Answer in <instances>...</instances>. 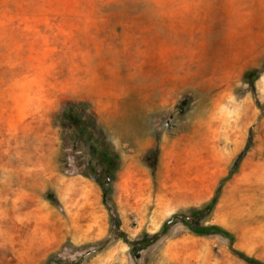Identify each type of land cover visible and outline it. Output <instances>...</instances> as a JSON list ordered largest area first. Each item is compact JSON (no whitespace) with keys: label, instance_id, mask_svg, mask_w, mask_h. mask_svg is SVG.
Listing matches in <instances>:
<instances>
[{"label":"rangeland","instance_id":"1","mask_svg":"<svg viewBox=\"0 0 264 264\" xmlns=\"http://www.w3.org/2000/svg\"><path fill=\"white\" fill-rule=\"evenodd\" d=\"M71 102L120 155L113 214ZM249 138L210 222L264 260V0H0V264H244L179 225L134 260L119 233L209 200Z\"/></svg>","mask_w":264,"mask_h":264},{"label":"trees","instance_id":"2","mask_svg":"<svg viewBox=\"0 0 264 264\" xmlns=\"http://www.w3.org/2000/svg\"><path fill=\"white\" fill-rule=\"evenodd\" d=\"M256 78L257 73L255 69H249L243 73V81L249 86H253ZM89 109L90 107L87 103L71 102L62 110L60 118L63 122L64 131L66 126H68L73 137L76 140H83L89 147L90 162L94 165L90 169L89 164L88 171L100 186L103 205L113 214L115 205L112 198V184L115 182V175L120 168L121 159L112 144L105 140L102 133H96V119L90 114ZM250 142L251 140L249 138L246 141L244 149L236 157L226 176L220 180L218 188L209 200L198 206H190L177 210L160 225L156 232L152 234L143 233L138 240L128 242L125 235L119 233L120 238L130 246L134 260H137L142 252L147 251L151 246L169 236L171 230L179 225L195 237H218L226 241L229 252L244 264H264V260L250 256L244 251L235 248L233 246L235 242L233 233L219 224L210 222L212 213L218 202L219 191L237 172L243 156L248 151ZM152 152V149H149L146 153V158ZM96 169H99V175H97ZM46 200L52 204L56 203L55 198L50 192L46 193ZM56 256V253L48 255L42 264H65Z\"/></svg>","mask_w":264,"mask_h":264}]
</instances>
